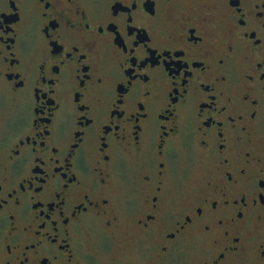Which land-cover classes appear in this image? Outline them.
<instances>
[{"label": "flooded vegetation", "instance_id": "1", "mask_svg": "<svg viewBox=\"0 0 264 264\" xmlns=\"http://www.w3.org/2000/svg\"><path fill=\"white\" fill-rule=\"evenodd\" d=\"M153 3L146 0V7L134 8L136 24L148 26L143 37L148 35L154 45L149 50L141 44L136 54L145 57L150 51L158 63L153 68L150 60V79L141 73L140 79L130 80L127 68L120 66L130 53L119 36L113 39L119 32L131 46L127 2L0 0V264H92L90 257L97 264L102 254L121 264L125 238L150 252L156 264H212L221 249L226 256L220 264H264V194L258 186L264 176V81L259 70L253 71L264 60V40L256 43L264 38V0H157L155 16L148 12H154ZM114 9L121 10L119 16ZM85 13L94 30L103 21L105 32L96 31L97 48L87 60L78 59L79 53L68 58L67 50L81 39L69 21L82 26ZM113 19L116 26L109 24ZM233 24L238 26L234 38L229 34ZM229 41L235 51L228 48ZM206 44L214 49L207 58L201 51ZM165 48L172 50L164 56L169 64L175 61L173 68L186 65L175 74L159 59ZM81 51H87L82 44ZM249 72L254 80L247 79ZM221 73L228 79H218ZM145 88L152 97H146ZM246 91L253 100L243 99ZM141 100L146 110L137 111ZM221 141L227 146L221 148ZM171 149L181 153L186 177L173 170L167 156ZM249 149L250 158L244 155ZM82 153L88 172L79 166ZM225 156L231 163H222ZM121 160L128 164L127 182L120 178ZM161 161L166 165L163 178L157 167ZM241 165L251 179L242 175ZM229 169L239 183L227 176ZM145 173L151 181L143 179ZM104 196L110 204L102 203ZM129 197L140 202L134 211L127 206ZM197 205L204 206L203 216L195 211ZM239 211L244 219L228 223ZM151 212L156 220L148 218ZM220 216L223 225L216 222ZM109 217L113 226L106 228ZM206 222L212 224L211 232ZM225 228L232 236L224 234ZM171 229L178 230L185 254L169 237ZM237 229L242 243L236 248L241 251L231 247ZM106 237L111 248L102 246Z\"/></svg>", "mask_w": 264, "mask_h": 264}, {"label": "snow or ice", "instance_id": "2", "mask_svg": "<svg viewBox=\"0 0 264 264\" xmlns=\"http://www.w3.org/2000/svg\"><path fill=\"white\" fill-rule=\"evenodd\" d=\"M125 2L128 3V7H127L128 16L126 18V28L129 29V36L131 38V46L129 47L128 42L125 40L124 36L121 35L119 32H117L116 36L113 37V39H118V36H119V38L123 40V45H124L123 50L125 52H127V53H130V55H128L127 57L124 58L123 61H121L120 66L127 68V73L126 74L129 76L130 80L131 79H140L141 78V76H140L141 73H144V77H143L144 80H148V79L151 78L150 74L147 73V67L149 65L150 60H152V67L153 68L155 67V64L158 63V62H156L155 64L153 63V53L150 52V51L146 54L145 57H141V56H138L136 54V49L139 48L141 46V44H143L145 46V48L149 49V50L151 48H153L154 45H152V44H150L148 42L150 40V37L148 35H147V37H148L147 39H145L143 37L144 33L147 34V27L148 26L147 25H143V24H136V13L134 12V8H136V7H140L141 5L146 7V0H139L138 3L130 2V0H113V3L115 5L117 3H120V4L123 5V3H125ZM133 5H135V7ZM153 7H154V12L153 11H149L148 9L147 10H148V12L151 13L152 16H155L156 15V9H157V0H154ZM240 10L243 11V8L241 7ZM114 12H115L116 16H119L121 10L117 11L116 9H114ZM262 13H264V12H262ZM45 14H47V13H45ZM173 15H174V8L170 7L169 8V18H172ZM241 21H245L243 23H246V18H242ZM241 21H240V23H242ZM69 23L72 25L74 30H77L80 33L81 39H80V43H74L73 47L69 48L67 50V56H68V58H72L74 53H79L80 55L77 57L78 59L87 60L88 59V53L95 51L96 48H97L98 37L96 35V31L98 30L100 33L105 32L106 25H105V23L103 21H101V22L96 24V29L94 30L93 29V25H92V23L89 22V18H88L86 13H85V23L82 26H77L72 21H69ZM117 23H118V21L115 20V19L109 21L110 25H115L116 26ZM133 25H135V27H133ZM53 26H57V25L55 24ZM86 29H87V32H86ZM237 30H238V26L233 24L231 29H230V31H229V34L232 35L233 38H234V34H235V32ZM251 32L255 33V35H256L255 29H252ZM49 37H50V39L53 42H56L57 39H58V37L52 36L51 34H49ZM180 38L182 39L183 37L181 36ZM200 39H203V36H201ZM262 40H264V38H261V40H257L256 43L259 44V43L262 42ZM60 43L63 44L64 41H60ZM105 43H111V41L106 39ZM81 44L84 46V48L87 49V51H84V52L81 51ZM26 46H27V44H26ZM228 48L231 51H235L236 50V46H235V44L232 41H229ZM201 51H202V55L205 58L210 57V56H212L214 54V49H213L211 44H206L205 47ZM57 52H59V51H57ZM179 52L182 53L185 56L187 55V51L185 49H183V48H181ZM164 53H167L168 56H171L172 55V50L168 49V48H165L161 52V55H160L159 59H165ZM245 59H248L247 55L245 56ZM138 61H142V62L138 63ZM157 61H158V59H157ZM224 62H225L224 58L221 57L219 59V63L223 64ZM45 63H46L45 61H43V60L41 61L42 65H44ZM165 63L167 65L168 69L173 72V74H175L176 71H178V68H183V67L186 66L185 64L181 63V64L178 65V68H173V64L175 63V61H173V64H169L167 59H165ZM55 64H56V71H60L59 62H55ZM197 66L203 67V64L200 63L199 65L197 64ZM209 67H210V65H209ZM256 70H259L261 81H264V60H260V61L257 62V67L253 71H256ZM188 75L189 76L193 75V72L190 71L188 73ZM246 76H247L248 80H254L255 79V76H254L253 72L247 73ZM145 77H147V79H145ZM88 78L91 79V75H89ZM218 79L227 80L228 79V75L226 73H221L220 76L218 77ZM99 82L103 83L104 82L103 78H99ZM184 83H185V85H187V83H188L187 78L184 80ZM206 83H210V81H206ZM246 87H250V86L246 85ZM209 90L211 91V89H209ZM144 93H145L146 97H152L153 96V93H152L151 89H149V88H145L144 89ZM76 99H77V97H76ZM79 99H80V97H79ZM79 99H77V100H79ZM231 99H232V97L229 96V100H231ZM243 99L244 100H253L254 98L252 97L250 91H246L244 93V95H243ZM120 103H124V99L123 98H120ZM255 103H259V100H255ZM138 104H139V108L137 109V111H139V109H145L146 110V104H145V102L143 100L138 101ZM223 110L224 111L228 110L226 105L223 106ZM121 113H122V115H124L123 112H121ZM238 115L240 116V119L244 118L243 113H238ZM251 115H252L253 118H255V116L257 115V112H256L255 109H253ZM230 118L233 121V126H235V123H236L235 117L231 116V114H230ZM173 130H175V128ZM166 131L167 130L165 129V132L162 133V135L166 134ZM244 131H248L247 126H244ZM219 134L221 136L224 135L223 131H221ZM137 138L139 139V134L138 133H137ZM242 138L243 137H241V139ZM191 139H192V137H191V135H189L187 137V140L191 141ZM164 143H166V141ZM205 143H207V141H205ZM105 146H107V145H105ZM163 146H164L163 143H161L159 145V148L162 149ZM226 146L227 145L224 144L223 141H221L220 147L223 148V147H226ZM160 155H164V153L160 152ZM244 155H246V156H248L250 158L252 156L251 150L249 149V150L245 151ZM167 156H168V160L173 165V170L176 171L177 174H182V175H184L186 177L188 175V171H187L186 168H181V165L183 163V158L181 156V153L179 151H177L176 149H171L167 153ZM107 159H111V157L108 156ZM25 163H26V159L25 160H19L17 166L22 168ZM222 163L223 164H228V163H231V161H230L229 157L225 156L223 161H222ZM79 166L84 172H88L90 170L89 169L88 160H87L86 156L83 153L81 154L80 159H79ZM165 166H166L165 162H163V161L159 162V164L157 166L158 167V173L161 176V178H163V176H164L163 168ZM240 168H241L242 175L248 177V179H251V176H249V174H248V168L245 165H241ZM65 174H67V173H65ZM226 174H227V176L230 179L235 180L236 183H239V180L235 176H233L231 169H229ZM120 178L123 181H125V182L128 181V164L124 160H121V162H120ZM143 179L145 181H151L152 180V176H151L150 173H145L144 176H143ZM102 182L106 184L107 183V179H102ZM262 182H264V176L259 177V180H258V186H259L260 195L264 194V183H262ZM215 186L216 187H220L219 184H217ZM65 187H67L66 184H65ZM158 187H159L161 192L164 191L163 180L162 179L158 183ZM0 188H2V185H0ZM11 194L15 195V192H13ZM61 195H63V193H61ZM85 195L87 196L88 194L85 193ZM241 198L245 201V203L247 202V195L246 194L242 193ZM88 199L91 200V196H88ZM156 199L158 201L159 197L157 196ZM227 202L230 203V201H227ZM102 203L103 204H110L111 200H110V198L108 196H104L102 198ZM237 203H239V200H237ZM218 204H219L218 201H214V206H218ZM139 205H140V202L136 198H134V197H129L128 198L127 206L129 207V209L134 211V210H136L139 207ZM0 207H2V204H0ZM96 207H97V209H99L100 204L97 203ZM195 211L201 216H203L205 214V209H204L203 205H197ZM244 216H245V213L243 211H239V212H237L235 217L229 216L227 222L230 223V224L235 225L237 219L243 220ZM148 218L150 220H156L157 219L156 213L155 212L149 213V217ZM185 218L189 222L193 221V217H192L191 213H186L185 214ZM13 219H14V217H13ZM49 219H51V217H49ZM216 222L221 224V225H223V224H225L226 221H225V218L223 216H220V217H218ZM104 223H105V227L106 228H111L113 226V218L109 217ZM145 226L147 227V225H145ZM204 227H205V229L207 231H209V232L212 231V224L211 223L206 222ZM56 231L57 232L59 231L58 227L56 228ZM177 231H178L177 229H171L170 232L168 233V235L173 240L175 246L180 250L181 254H185L186 250L181 248V238L177 235ZM179 231L182 232L183 228H180ZM224 234L228 235V236H232V230L229 229V228H225L224 229ZM232 238H233V241H234V243L231 246L232 249H234L236 251H241L240 248H236V245L242 243L241 236H240V233H239L238 229H237V234L235 236H233ZM219 242L220 241H219L218 237H214L213 238V243L219 244ZM102 246L104 248H111L112 241L106 237L102 241ZM9 248H11L10 245H9ZM164 250L167 251L168 250L167 247H165ZM225 256H226L225 251L223 249H221L217 255L213 256L212 264H220V261L223 260L225 258ZM90 259L92 261V264H95V258L94 257H90ZM205 264H207V262H205Z\"/></svg>", "mask_w": 264, "mask_h": 264}, {"label": "rangeland", "instance_id": "3", "mask_svg": "<svg viewBox=\"0 0 264 264\" xmlns=\"http://www.w3.org/2000/svg\"><path fill=\"white\" fill-rule=\"evenodd\" d=\"M99 246H101V244H99ZM120 248L121 257L123 260L121 264H156V262L152 260L150 252L145 253L143 247H138L134 245L133 242L130 241V239L127 240L125 238L122 244H120ZM97 264L112 263L107 260L106 254H102L101 260H99Z\"/></svg>", "mask_w": 264, "mask_h": 264}]
</instances>
